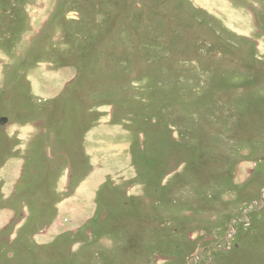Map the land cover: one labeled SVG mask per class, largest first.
I'll return each mask as SVG.
<instances>
[{
    "label": "rangeland",
    "instance_id": "obj_1",
    "mask_svg": "<svg viewBox=\"0 0 264 264\" xmlns=\"http://www.w3.org/2000/svg\"><path fill=\"white\" fill-rule=\"evenodd\" d=\"M0 264H264V0H0Z\"/></svg>",
    "mask_w": 264,
    "mask_h": 264
},
{
    "label": "water",
    "instance_id": "obj_2",
    "mask_svg": "<svg viewBox=\"0 0 264 264\" xmlns=\"http://www.w3.org/2000/svg\"><path fill=\"white\" fill-rule=\"evenodd\" d=\"M2 124H5L7 122V118H2L1 121H0Z\"/></svg>",
    "mask_w": 264,
    "mask_h": 264
}]
</instances>
